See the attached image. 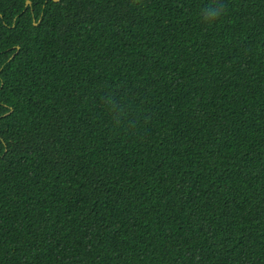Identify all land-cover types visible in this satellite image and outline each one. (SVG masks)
<instances>
[{
	"label": "trees",
	"instance_id": "trees-1",
	"mask_svg": "<svg viewBox=\"0 0 264 264\" xmlns=\"http://www.w3.org/2000/svg\"><path fill=\"white\" fill-rule=\"evenodd\" d=\"M0 264H264V0H0Z\"/></svg>",
	"mask_w": 264,
	"mask_h": 264
},
{
	"label": "water",
	"instance_id": "water-1",
	"mask_svg": "<svg viewBox=\"0 0 264 264\" xmlns=\"http://www.w3.org/2000/svg\"><path fill=\"white\" fill-rule=\"evenodd\" d=\"M54 2H58L59 0H53ZM29 1H26V6L29 5Z\"/></svg>",
	"mask_w": 264,
	"mask_h": 264
}]
</instances>
